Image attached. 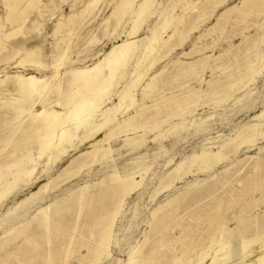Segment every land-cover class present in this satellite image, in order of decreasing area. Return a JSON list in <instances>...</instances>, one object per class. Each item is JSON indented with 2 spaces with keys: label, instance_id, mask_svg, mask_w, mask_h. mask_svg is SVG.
Returning a JSON list of instances; mask_svg holds the SVG:
<instances>
[{
  "label": "bare ground",
  "instance_id": "6f19581e",
  "mask_svg": "<svg viewBox=\"0 0 264 264\" xmlns=\"http://www.w3.org/2000/svg\"><path fill=\"white\" fill-rule=\"evenodd\" d=\"M102 1L0 0L4 8L3 13H0V129L8 128L9 131L7 133L2 131L5 136L3 137L4 139H1L3 144L2 148H0V202L21 187L26 186L39 167V174H46L48 178L46 182L39 186L38 190L18 202L14 210L19 205H24V202L28 201V199L35 197L40 192L44 194V191L49 189L51 177L48 172L50 167L67 157L69 151L75 150L77 143H89V146L72 157L52 180L61 176L62 178L64 176V179L73 177L77 172H80L79 170L82 167H90L94 163L101 162L112 151L110 139L114 138V136H121L122 146L132 150L145 142L147 133H153L151 138L153 142L163 138L168 131L173 133L180 124H183L182 121H178L170 125V120L173 117L178 116L180 120H184L185 114L192 113L196 109L197 102L201 98L204 99V97L205 99L214 97V101L218 103L226 102L227 99L240 92L244 87L253 83L264 68V50L259 49L260 43H264L263 32V34L261 33L262 35H258L256 38L253 35L251 36L254 38L244 37L248 42L250 41L247 43L249 45L246 44L249 46L246 47L247 50L254 47L253 51L257 49L259 51H255L257 55L254 61L251 58L247 62L244 58L247 62L244 65L246 67L243 70H239L238 76H233V78L236 77L235 79L229 78L221 81L216 77L215 79L209 78L206 80L203 79V76L200 78L206 68H210L211 71L220 69L222 74L229 71L227 69L228 65H225V62H221L223 52L215 55L213 59L211 58L212 61L216 62L215 64L210 65L207 63L210 55L203 53V50L209 48L207 42H205L203 45L197 46L198 49L192 47L189 51L182 53L184 56H190L193 52L200 51L198 58L185 62L180 70L186 78H189L190 75L191 77L196 75L198 83L205 82L209 89L208 91L191 87L189 93L184 96H181L182 94L178 92L171 93L167 97L162 98L160 102L156 101L158 98L152 99L151 97V104L148 105L142 101L141 106L134 108L131 112L129 111L130 107L136 103L134 95L135 90L138 89L136 87L147 71L169 55L173 49L179 48L190 33L203 24L222 3L228 0H197V2L194 0H176L171 3L169 11H159L161 1L158 0L105 1L109 5V13L103 16L96 30L89 31L83 49H91L99 45L102 37L118 36L120 39L113 43L94 62L80 67H68L67 64L72 61L69 51L72 48L74 36L78 34V29L81 26L90 24L98 16L101 11L100 5ZM68 3L71 4L70 12L64 13L62 7ZM179 5L181 6L180 12L176 14L175 10ZM155 13L158 15L157 21L149 28L146 35L140 36L142 26ZM263 13L264 0H239L220 12L216 16L214 24L201 33L199 38L209 36V34L218 29L216 36V40H218L219 32H222L228 21L231 20L234 26V23L237 25V22L242 23L246 18L248 20V16L251 15L256 16V18L261 17L259 21L264 25V17L261 16ZM36 14H39L40 17H46L48 20H55L53 28L47 32V35L54 39L53 47L55 49V53L50 54L51 62L49 64L42 59L40 51L35 47L31 38V31L41 34L43 23L35 19ZM232 25L231 27L233 28ZM214 42L216 41L214 40ZM228 44L231 45V43ZM213 45L215 46V44ZM235 47L232 48L235 49ZM228 52L230 51L228 50ZM247 52L245 51L244 53L247 54ZM178 60H175V62ZM238 62L239 60H237ZM130 64L131 70L128 77L127 69ZM177 64L179 63L177 62ZM49 68H52L51 75L39 74L41 70L46 71ZM178 70L177 72L175 71V74L179 73ZM217 74L219 75V73ZM160 75L159 72L153 73L143 82L142 90L146 96L150 97L153 89L156 88ZM181 79H184V77H181ZM173 85L175 86V84ZM118 86L119 88L113 92V89ZM157 87L159 86L157 85ZM112 96L116 100H112ZM160 97H163V94ZM161 101L164 103L161 104ZM208 102L211 101L209 100ZM149 107H151V113H149L150 111L147 113L146 108ZM263 115L264 109L252 116L253 119L251 120L253 122H246L234 134L226 135L220 143L213 144L209 141V138H206V143L200 146L199 151L193 152L174 163V166L160 178L156 189L154 187L153 195H156L161 190L170 188L175 180L180 181L179 179L193 171L196 173L205 172L211 170L218 163L227 162L228 160L231 162L241 147L250 148L256 145L258 137H264V121L261 119ZM166 123L170 127L163 129L162 127L163 125L166 126ZM79 130L82 131L81 134ZM100 133L102 135L98 137ZM7 147H11L10 151L4 153ZM161 148L162 146L159 149ZM170 161L172 162V159H168L166 164L170 163ZM132 164L134 165L132 167L134 170L125 174H120L113 168L109 172L108 181L101 187L99 184V189L96 191H94L95 188H92L93 191L86 193L88 183H85L79 187L78 194H76V190L72 194L75 197L73 203L69 206L58 205V200L49 201L47 205L39 207L29 220L4 231L0 235V249L1 251L2 248L5 249L4 255H0V264H100L104 259L108 258L111 253L113 229L117 217L123 209L126 198L139 188L147 171L142 162L137 159H134ZM263 164L264 157L259 156L252 159L249 169L245 172L246 175H243L242 179L237 180L241 184L239 192L245 193L253 188L258 189L261 185L264 187L263 177L261 178L263 175H261L264 168ZM74 165H76L77 169L71 170ZM231 165L235 164L230 163L224 169L226 170ZM238 173L239 169L234 170L231 176L236 178L239 175ZM138 175L140 176L139 180L135 178ZM103 180H100V182L104 183ZM227 180H223L220 188L227 185ZM209 183L207 181L206 184ZM198 184V181L188 183L184 189L190 190ZM217 184L220 183L217 182ZM209 188L207 190H198V192L195 190L198 194L197 197L201 198L205 194L202 192H210ZM69 196L71 197V193ZM180 198V194L167 197L153 211L151 210L150 213L152 215L150 216L154 219L151 220L150 217L152 222L149 224L152 234L157 235L155 242H152L153 245H150L149 249L144 250L143 247L146 242L144 237V241L141 244L131 246L124 264H264V233L259 235V233L255 232L250 235L251 237L240 235L241 243L239 248L242 255L238 261L233 262L232 259L239 255V249L234 248L228 236L231 228L223 227L219 229L218 235L215 236V233L210 234L209 246L203 247L193 259L194 261L188 255L190 248L184 244H181L183 246L180 247L179 255L173 251L172 255L153 257L156 248L159 246L163 247L171 238H168L171 233L167 235L166 230L170 226L174 227L179 224L178 220L180 217L176 211H178ZM256 200L253 199L252 201L255 202ZM63 203L66 202L64 201ZM55 205L57 207L56 209L54 208L55 211L52 213L51 208ZM73 207L75 208V216L67 241L63 237L66 242L60 245L62 247L61 251L58 246L55 247L53 245L55 242L53 241V243L52 240L55 238H52L51 233L55 223L63 219V215H65L63 212H71L69 208L73 211ZM161 209L163 210L160 214H157ZM217 211L222 216L223 207L219 202H216L210 211L206 213L210 215L206 220L211 222L213 214H216ZM82 215L86 218L90 217L85 222L82 220L84 222L82 225L83 229L80 228L82 226L79 224V218ZM57 216L59 220H56ZM69 216L72 215L70 214ZM256 217L257 215H254L252 219ZM63 220L66 219L64 218ZM238 222L239 225H243L245 221L240 219ZM67 230H65V233ZM13 233L15 237L21 238V242L15 243L12 246V251H7L6 238L10 234L13 235ZM65 233H62V236H65ZM56 234L55 237L58 235L60 237V233ZM8 240L10 239L8 238ZM250 243L256 244L254 249H249L248 252H245ZM25 244H30L29 246H31L30 250L27 249L29 253H26L27 255L22 254L23 256H19L20 254L15 255V251L21 250V248V251H23ZM51 244L57 250L54 251L51 248ZM4 245L6 248H4ZM57 251L61 252L57 255Z\"/></svg>",
  "mask_w": 264,
  "mask_h": 264
},
{
  "label": "rangeland",
  "instance_id": "374dc122",
  "mask_svg": "<svg viewBox=\"0 0 264 264\" xmlns=\"http://www.w3.org/2000/svg\"><path fill=\"white\" fill-rule=\"evenodd\" d=\"M105 1L108 2V0L102 1V4L100 5L101 11L99 12L98 16L90 24L88 23L89 25L84 24V26H81V28L78 29V34L74 36L72 48L69 51L70 58L73 62L70 61L67 64L68 67H80V66H84L86 64H90V63L94 62L104 52H106L108 50V48L113 43L117 42L120 39V37H118V36H114V37H110V38L102 37L101 43L99 45H96L91 49L90 48L86 49V50L83 49V46H84V43L86 41V38L88 36L89 31L96 30V28L98 27V23L103 18V16H105L109 13V5L107 2L105 3ZM158 1H161V5H160L161 7H159V11L160 10L169 11L171 3H173V1H176V0H172V1H170V0H158ZM194 1L197 2V0H194ZM237 1H239V0H228L225 3H222L217 8L215 13L213 15H211L206 21L203 22V24H201L198 27L199 29L197 28L196 30H194L192 33L189 34V36L187 37L188 39L186 38V40L182 43V45L179 46V48L176 47L175 49H173L172 50L173 52L171 51L169 53V55H167L166 57H164L163 59H161L159 61L160 63L157 62L156 63L157 65H154L152 68H150L147 71L146 75H144V77L142 79L143 81L141 80L139 85L136 87V89L138 88L137 90H135V93H134L136 103L130 107L129 111L132 112L134 108L141 106L140 104L142 101H144L148 105L151 104V101H150L151 97H152V99L158 98L156 101L160 102V100L162 98L167 97L171 93L178 92V93L182 94L181 96H184L187 93H189V89L191 87L201 88L202 90H207V91L209 90L205 82H201V84L198 83L199 81H198L196 75H192V77L190 75L189 78L188 77L186 78L181 73L180 69H182L181 67L183 66V64L185 62L190 61V60H195L200 55L199 54L200 51H195L190 56L189 55L184 56L182 54L183 52L189 51V49H191L192 47H196V49H198L197 46L199 47V45L201 46V45H203V43L207 42L209 48L208 49L206 48L205 50H203V53L210 55V57L208 58L209 61H207V63L210 65H213L216 63V62L212 61L213 57L215 55H217L218 53L223 52L222 53L223 54L222 60L221 59L220 60L223 63L225 62L224 63L225 65H228L227 69L229 71L226 72L227 74L226 73L222 74L220 69L219 70L215 69V71H216L215 72L214 70L211 71L210 68H206L205 71L200 76V78L203 76V79H205V80L209 79V78L215 79V77L219 78L221 81L222 80L223 81L228 80L229 78L235 79L236 77L233 78V76L234 75L238 76L239 70H243L246 67L244 65H246V63L248 62L247 60H251V58H252L254 61V58L257 55L256 52L259 50L257 49V50L253 51L254 47H251L250 49L247 50L246 47H249V46H247V45H249L247 43H249L250 41L248 42V40H246L244 37L248 36V38H252L254 36L256 38L258 35L260 36L263 34L264 25H262L260 23L261 21H259L261 17L256 18V16L251 15V16H248V20H247V18L245 19L247 21L244 20V22H242V23L237 22V25H236V23H234V26L232 25L233 23L231 20H230L231 22L228 21V23L225 24V27L223 28L222 32H219V39L218 40H216V36L218 34V32H217L218 29L216 31L212 32L211 34H209V36L208 35L204 36L203 38L205 40L202 37L199 38L201 33L206 31L211 25L214 24V22L216 21V16L220 12L225 10V8L228 7L229 5H231L233 3H237ZM2 6L3 5H1V2H0V13L1 14L4 11V8ZM70 7H71V4L68 3L62 7V11L64 13L70 12ZM180 8H181L180 5L178 6V8H176V10H175L176 14H178L180 12L179 11ZM261 16L264 17V13ZM45 18L46 17H40L39 14H36L35 19H37L41 23H43L42 29H41V34L31 31V38H32V41H33V44L35 45V47L40 51L42 59L47 64H49L51 62L50 54L55 53V49L53 47L54 39L52 37H49L47 35V32H49L51 30V28H53L55 20H53V19L48 20L47 18L46 19ZM148 19L149 20H147L146 23L142 26V30L140 31V36L146 35L148 33L149 28L152 27V25L157 21V19H158L157 13L153 14L151 16V18H148ZM231 25L233 26V28L231 27ZM259 25H260V27H259ZM261 28H263V29H261ZM215 32H216V34H215ZM251 35H253V36H251ZM199 40H202V41H199ZM214 40L216 42H214ZM14 41H17V40H14ZM238 42H240V43H238ZM228 43H231V45ZM213 44H215V46ZM234 46H236L237 48L235 47V49H233L232 47H234ZM259 46H260L259 47L260 50H264V43L263 42L260 43ZM223 49H225V50H223ZM228 50L230 52H228ZM245 51L246 52L248 51L247 54L244 53ZM240 52H242V53H240ZM248 53H249V55H248ZM254 53H255V55H254ZM235 55H237V56H235ZM233 56H235V57H233ZM227 57H228V60H227ZM247 57H249V58H247ZM244 58L247 62L244 60ZM175 60H178L177 62L179 64H177V62H175ZM230 60H231V62L232 61L233 62L229 63ZM237 60H239L238 63H237ZM240 60H241V62H240ZM242 61H243V63H242ZM240 63H242V64H240ZM236 64H237V66H236ZM130 70H131V64L128 66V69H127V76L128 77H129ZM174 70L176 72L178 70L179 73L175 74ZM237 70H238V72H237ZM209 71H211V72H209ZM158 72L161 74L160 77L158 78L159 80L157 83V85L159 87H157V85H156V88L153 89V92L156 95L152 92L150 97L146 96L143 93L142 84H143V82H145L147 80L149 75H151L153 73H158ZM164 73L167 75H165ZM210 73L211 74L213 73L214 76L211 75ZM217 73H219V75ZM39 74L51 75L52 74V68H49L46 71L41 70L39 72ZM176 77H177V79H176ZM181 77L182 78L184 77V79H181ZM167 78H168V80H167ZM164 79H165V81H164ZM176 81H178V82H176ZM163 83H165V84H163ZM166 83H168L169 85ZM172 83L175 84V86ZM168 86H169V88L170 87L171 88L169 89ZM118 88H119V86L117 88L115 87L113 89V92H115ZM161 88H163V89H161ZM203 88H205V89H203ZM165 89H167V90H165ZM186 90H188V91L186 92ZM159 92H161V93H159ZM183 93H185V94H183ZM162 94H163V97H160ZM144 95L146 96V98ZM154 95H155V97H153ZM213 96H215V95H213ZM111 99L116 100V98L114 96H112ZM207 99H205V97H204V99L201 98L199 101L202 103H200L198 101L197 105H196V109L190 114H185L184 120H180L178 116L173 117L170 120V125L173 124L174 122H178V121L183 122V124H180L178 126V129L174 130L176 132L173 131V133H172V132L168 131L167 132V133H169L168 135L166 133L163 138H160L159 140L154 141V142L151 141V138L153 137V133L152 132L147 133L145 136V138H146L145 142L142 145H140L139 147L133 148L132 150H130V148H128V147L122 146L121 136H119V135L114 136V138L112 137L110 139V145H111L112 151L101 162L94 163V165L92 164L90 167H86V166L82 167L81 168L82 171L80 169L79 170L80 172H77L75 175H73V177L64 179V176H63V178L61 176V177H58L59 179L55 178L54 180H52L53 177L57 176V174L61 171L62 167L65 166L70 161V159L72 157L77 155L79 153V151H84L85 149H87V146H89V143H84V144H78L77 143V145H76L77 147L75 148V150L69 151L67 157H65L62 161L57 162V164H53L50 167L49 172H48L50 177H51L50 178L51 180L49 181V186H50L49 189L44 191V194H43V192H40L35 197L28 199V201L24 202V205L21 204L16 208L17 210L16 209L14 210V208L18 205V202H20L22 199L29 196L32 192L38 190L39 186L47 181L48 178H47L46 174H41V175L39 174L40 173V167H39L38 170L35 171V174L31 178V181H29L26 186L21 187L15 193L10 195L8 198H6L2 202H0V235H2L3 232L8 230L9 228H11L13 226H17L20 223H23V222H26L27 220H29L39 207L47 205L49 203V201L58 200V203H59L58 205H60V206H67L68 205L69 206L71 203H73V199L75 197V195H72V194L75 193V190H76V194H78L79 187H81L85 183H88V188L86 189V191H87L86 193L93 191L94 188H95L94 191L98 190L99 184L101 187L108 181L109 172L113 168H115L120 174H125L131 170H134V169H132V167L134 166L132 164V162H134V159H137L139 162H142L144 167H146V170H147L146 174H144L145 176H143V180L141 181L139 188L137 187L138 189L133 191L126 198L123 209L119 213L117 220L115 222V225H114L112 245H111V253H110L109 257L104 259L100 264H124V262L127 259V255H128V252H129V249L131 248V246L136 245V244H141L144 241V237L146 238V242L144 244L143 249L144 250L145 249L147 250V248L149 249L153 245V243L155 242V238L157 236L154 233L152 234V231H151V227H150L149 223H151L152 222L151 220H153L154 218L152 216H150V215H152L150 212H151V210L153 211L155 209V207L158 206L159 203H162L167 197H170V196L175 195V194L176 195L180 194V197H181L180 202H179V206L177 209L178 211H176V213L179 214V217H180V219L178 220L179 224L175 225L174 227L170 226V228L166 230L167 235H169L171 233V235H169L168 238L171 237L172 239L169 238V240L167 241V244H166L167 246L164 245L163 247H160V246L157 247L155 252L153 253V257H160L161 255H166V256L172 255L173 251L179 255V251L181 249L180 247L183 246L181 244H184L190 248L188 255H190V258L193 260V259H195L197 254L200 253V251L203 247L206 248L207 246H209L208 242H209L210 234L212 235L213 233H215V236L218 235L219 229L223 227V228H231V231L228 233V236L231 239V242H232L234 248L239 249V255L236 258H233L232 260H233V262L238 261V259L242 255V252L239 248L240 243H241V241H240L241 236L240 235H243L245 237H251L250 235H253L255 232L259 233V235H263V233H264V198H262L264 196V187L261 185L258 189L253 188V189H251L245 193H241L238 191L241 187V184L238 183V181H237L239 179H242L243 175L244 176L246 175L245 172H247V170L249 169V167H250L249 165H251L253 158L259 157V156L264 157V149H263L264 137H258V139L256 141V145H254L250 148L241 147L238 150V152L236 153L235 157L232 158L231 162H229L230 160H228L227 162L218 163L219 165L216 164L211 170L205 171V172H198L199 174L196 173L195 171H193L195 173L192 172V173L186 174L184 177L179 179L181 182L178 180H175L173 183L174 186L172 185L170 188L161 190L156 195H153L154 187L156 189V187L158 186L157 184H159L158 182H159L160 178L163 175H165V173L171 167L174 166V163L180 161L182 158L192 154L193 152L199 151L200 146L202 144L206 143V138H209V141H211L213 144L220 143L225 138L226 135L234 134V132L238 128L242 127L246 122H253V120H251V119H253L252 116L255 115L256 113L260 112L262 109H264V68H263L262 72L259 74V76H257L255 78V81H253V83L244 87L242 90H240V92H237V94H235L234 96L227 99L226 102H224V103L223 102H221V103L215 102L214 97H207ZM209 100L211 102H208ZM207 102H208V104H207ZM163 103L164 102L161 101V104H163ZM202 104L205 106H203ZM107 105H109V103H107ZM150 108L151 107L146 108L147 113L149 111H150L149 113L152 112V110H150ZM261 119H262V121H264V115ZM165 125L166 126L163 125V127H162L163 129H167V127H170L167 123ZM0 130H1L0 131V137H1L0 138V148H2L3 142L1 139H4L3 137L5 136V133H7L9 131H8V128H2ZM2 131H4L5 133H3ZM79 133L81 134L82 131L79 130ZM101 135H102L101 133L98 134V137H100ZM161 139H163V140H161ZM160 146H162L161 149H159ZM260 147H261V149H260ZM10 148L11 147H7L4 151V153H6L7 151H10ZM251 156H252V158H250ZM168 159H172V162L170 161L171 164L170 163L166 164ZM238 160H239V162H238ZM230 163H233L235 165H231L230 167H228L225 170L224 167H226V165H230ZM234 167H235V169H233ZM263 167H264V164H263ZM76 169H77L76 165H74L71 168V170H76ZM238 169H239V173H238L239 175L236 176V178L234 176H231V173L234 170H238ZM262 171L263 172L262 173L260 172V173H261V175L262 174L263 175L261 176L260 173H259V175L261 176V178L263 177V180H264V168L262 169ZM213 174H215V175L217 174V175L215 176ZM139 177L140 176L138 175L135 178L137 180H139L140 179ZM102 179H104L103 180L104 183L100 182V180H102ZM57 180H61V181H57ZM98 180H99V182H98ZM210 180H212V181H210ZM223 180H227V183H226L227 185H225L223 188H220ZM194 181H198L199 184L196 187H193L194 188V189L192 188L193 190L192 189H190V190L184 189L186 184L194 182ZM207 181H208V183L210 181V183L206 184ZM213 181H215V182H213ZM93 182H95V183L93 184ZM217 182H219L220 184H217ZM262 182L264 183V181H262ZM90 184H92V185H90ZM200 184H201V187H203V188L200 187ZM212 185H213V187H212ZM217 185H218V187H217ZM89 187L91 188V190ZM208 188H209L210 192H207V193L202 192L205 194L201 198L197 197L198 190L199 191H201L203 189L207 190ZM217 188H219V189L217 190ZM215 190H216V192H215ZM188 191H190V192H188ZM70 193H71V197L69 196ZM181 194L182 195L184 194V196H182ZM208 195H209V197H208ZM69 198H71V199H69ZM253 199H257L255 201L256 204H255V202L252 201ZM64 201L66 203H63ZM216 202H219L222 204L223 214L221 216V215H219V211H217L216 214H213L214 216H213V218H211V222H208V220H206V219H208L207 217H209L210 215H207L206 213H208V211H210L211 207L214 206V204ZM247 202H249V203L246 204ZM56 207H57V205H55L51 208L52 213L55 211ZM209 207H210V209H209ZM69 209L68 210L71 212H68V211L63 212V213H65V215H63L64 216L63 219L65 218L67 221L63 220V219H61L60 221H57L58 223H55L54 228L55 227L56 228L58 227V228L57 229L53 228V232L51 233V236L53 239L55 238L57 240V237L59 235L57 237H55L57 235L56 233H60V237H62V238L58 237L57 241L55 239L52 240V238H51L52 242L53 241L55 242V243L53 242L54 244L53 243L52 244L55 247L58 246L59 250H61V248H62L60 245L65 243L68 239V234H69V231L72 227L73 219L75 216V208L73 207V211L71 208H69ZM162 210L163 209L159 210L157 214H160V212ZM70 214L72 216H69ZM254 215H257V217L252 219V217ZM150 217H151V220H150ZM58 218L59 217L57 216L56 220H59ZM67 218H70V219H67ZM89 218H90L89 216L86 218L85 216L82 215L79 218L80 226H82L86 220H89ZM240 219L245 221L243 225L242 224L239 225L238 221ZM62 222H63V224H62ZM62 225L63 226L66 225V226L63 227ZM80 228L83 229L84 227L82 226ZM66 229H68V230L65 233ZM170 229H171V231H170ZM54 230L55 231L57 230L58 232L56 231V233H55ZM146 231H147V233H146ZM62 233L63 234L65 233L66 237L64 235L62 236ZM152 235H154V236H152ZM173 235L176 237V239H175V237L173 238ZM9 236H11V237H9ZM9 236L6 238V241L9 244H7L5 242V245L7 246V248L5 245H4L5 246L4 248H6L7 251H12L13 250L12 246H14L15 243H20L21 238L15 237L14 233H13V235L10 234ZM63 237H64V239H66V241L63 239ZM8 238L10 240H8ZM12 238L15 240H18V241L13 240ZM59 238L62 239L63 241L60 240ZM58 241L59 242L61 241V243H59ZM58 243H59V245H58ZM52 244H51V248L54 249V251L57 250L56 248H53L54 246H52ZM8 245H9V247H8ZM29 245L30 244H27V245L25 244L23 246V251H21L22 248H21V250L15 251V255H19V254H20L19 256H21L22 254L27 255L26 253H29L27 251H29L31 249V246H29ZM249 245L250 246L247 247L248 250L246 248L245 252H248L249 249L253 250L256 244L250 243ZM25 246L28 248H26ZM43 247H44V245H43ZM27 249H29V250H27ZM4 250L5 249H3V248H2V251L0 249V255H4ZM61 251H57L56 254L58 255V253H60ZM82 251H83V249H82ZM23 252H25V253H23ZM35 263H37V262H35ZM165 264H170V263H165Z\"/></svg>",
  "mask_w": 264,
  "mask_h": 264
}]
</instances>
